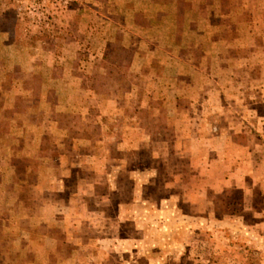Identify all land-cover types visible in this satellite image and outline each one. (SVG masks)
I'll return each mask as SVG.
<instances>
[{
	"label": "rangeland",
	"instance_id": "obj_1",
	"mask_svg": "<svg viewBox=\"0 0 264 264\" xmlns=\"http://www.w3.org/2000/svg\"><path fill=\"white\" fill-rule=\"evenodd\" d=\"M110 42L132 52L130 67L103 60ZM11 63L16 77L30 68L32 86L40 77L56 86L64 136L54 145L100 159L94 171L45 181L48 199L71 209L57 210L67 219L57 235L13 208L10 173L0 172L3 233L75 242L103 264H264V181L258 203L225 215L219 193L199 197L182 153L201 155L195 119H255L264 149V0H0V68ZM31 186L21 196L29 203L40 199ZM89 223L75 236L64 230Z\"/></svg>",
	"mask_w": 264,
	"mask_h": 264
},
{
	"label": "crops",
	"instance_id": "obj_2",
	"mask_svg": "<svg viewBox=\"0 0 264 264\" xmlns=\"http://www.w3.org/2000/svg\"><path fill=\"white\" fill-rule=\"evenodd\" d=\"M13 64L15 63H11V67L6 69L0 68V172L7 170L10 173L8 180L10 194L13 195V208L22 209L25 213L32 211L33 220L41 216L44 233L48 231L51 234L54 231L52 235L63 234L57 232L58 224L61 227L62 222L67 223V219L56 217L59 213L57 210L67 209L71 213V209L63 207V202L58 198L48 199L50 191L45 192V181L48 179V182L59 183L62 176L58 172H80L84 168L94 171L96 156L97 160L100 157L96 149L74 147L68 150L54 145L58 138L64 136L59 132V128H62L59 121L61 119H55L56 102L59 98L56 86L49 85L51 78L46 77H38L40 81L37 88L36 85L32 86L30 68L22 67V76L16 77ZM214 88L218 94L216 104H220L217 109L220 111L219 116H226L224 91L222 87ZM205 109L208 111V107ZM195 120L198 134L194 136L199 139L201 155L196 156L187 146H183L182 153L189 156V161L193 164L191 168L198 174L199 197L205 198L208 193L218 194L227 189H239L244 203H258L259 197L263 195L264 149L262 142L256 140L255 119ZM73 124L77 125V122ZM180 132L182 140L190 135L185 128ZM70 135V140H78L77 135ZM260 136L262 135H257V138ZM47 140L52 141V147L47 146ZM106 156L104 154V158ZM48 173L52 174L48 176ZM30 186L40 199L29 203L21 196L28 192ZM60 192L62 191L56 190V194ZM0 216L8 219L5 213H0ZM92 225L93 223H89L83 228L68 225L64 230L75 236L81 229H90ZM24 232L34 236L31 229H25ZM39 239L45 245L65 243L79 247L77 243L71 244L61 238L48 239L45 234Z\"/></svg>",
	"mask_w": 264,
	"mask_h": 264
},
{
	"label": "trees",
	"instance_id": "obj_3",
	"mask_svg": "<svg viewBox=\"0 0 264 264\" xmlns=\"http://www.w3.org/2000/svg\"><path fill=\"white\" fill-rule=\"evenodd\" d=\"M132 52L118 42L106 44L103 60L116 67H130ZM239 189L223 190L218 195V207L222 213L236 216L243 204ZM21 232V231H20ZM104 254L88 253L83 249L65 243L45 245L41 239L21 237L20 233L8 235L2 232L0 225V264H70L72 260L84 259L89 264H103L91 260Z\"/></svg>",
	"mask_w": 264,
	"mask_h": 264
}]
</instances>
